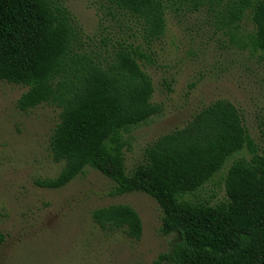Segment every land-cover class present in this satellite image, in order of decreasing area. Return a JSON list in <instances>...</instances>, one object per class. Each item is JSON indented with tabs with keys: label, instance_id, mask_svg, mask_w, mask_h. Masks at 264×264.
<instances>
[{
	"label": "trees",
	"instance_id": "16d2710c",
	"mask_svg": "<svg viewBox=\"0 0 264 264\" xmlns=\"http://www.w3.org/2000/svg\"><path fill=\"white\" fill-rule=\"evenodd\" d=\"M136 18L149 48L161 39L167 17L181 7L205 8L218 30L241 50L264 52V0H107ZM66 0H0V81L23 86L16 106L47 104L59 110L50 136L60 172L36 180L60 189L90 168L112 183L110 196L142 193L162 212L160 232L175 235L168 255L154 264H264V145L257 148L240 111L217 99L145 149L144 162L128 170L131 132L161 111L144 67L151 51L117 43L108 60L76 47L78 31ZM249 17L253 29L244 33ZM150 50V49H149ZM264 138V112L260 122ZM245 150L249 158H232ZM226 199L214 205L195 194L227 161ZM92 221L106 232L139 240L142 222L125 204L98 207Z\"/></svg>",
	"mask_w": 264,
	"mask_h": 264
},
{
	"label": "rangeland",
	"instance_id": "374dc122",
	"mask_svg": "<svg viewBox=\"0 0 264 264\" xmlns=\"http://www.w3.org/2000/svg\"><path fill=\"white\" fill-rule=\"evenodd\" d=\"M65 5L78 31L77 48L102 60L113 55L117 43L151 51L144 70L154 87L152 101L161 111L131 132L125 151L128 170L144 162L146 147L159 136L217 99L236 106L255 145L263 147L264 52L252 54L232 44L216 28L212 12L181 7L168 15L164 36L148 48L140 22L107 0H66ZM242 29L252 32L249 17ZM25 90L0 81V264H154L159 255H168L176 238L161 234L162 212L149 196H110L111 181L90 168L60 189L35 185L62 168L52 161L49 146L59 110L47 104L19 110L16 102ZM242 156L249 158L243 150L232 160ZM232 160L194 198L210 205L224 201L223 178ZM111 204L137 212L139 240L121 231H102L92 221L93 209Z\"/></svg>",
	"mask_w": 264,
	"mask_h": 264
}]
</instances>
